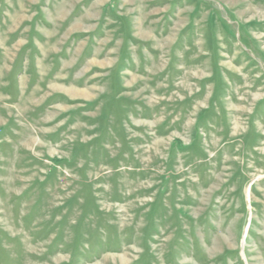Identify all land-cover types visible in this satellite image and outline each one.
I'll return each instance as SVG.
<instances>
[{"label":"rangeland","instance_id":"1","mask_svg":"<svg viewBox=\"0 0 264 264\" xmlns=\"http://www.w3.org/2000/svg\"><path fill=\"white\" fill-rule=\"evenodd\" d=\"M0 264H264V0H0Z\"/></svg>","mask_w":264,"mask_h":264},{"label":"water","instance_id":"2","mask_svg":"<svg viewBox=\"0 0 264 264\" xmlns=\"http://www.w3.org/2000/svg\"><path fill=\"white\" fill-rule=\"evenodd\" d=\"M250 186H251V185H250ZM249 189H250V187H249ZM248 230H249V227L246 229V235H247Z\"/></svg>","mask_w":264,"mask_h":264}]
</instances>
